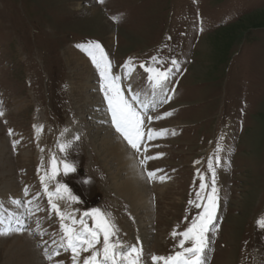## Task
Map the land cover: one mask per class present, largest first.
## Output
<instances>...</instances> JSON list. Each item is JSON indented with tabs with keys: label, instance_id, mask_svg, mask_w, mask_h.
<instances>
[{
	"label": "rangeland",
	"instance_id": "374dc122",
	"mask_svg": "<svg viewBox=\"0 0 264 264\" xmlns=\"http://www.w3.org/2000/svg\"><path fill=\"white\" fill-rule=\"evenodd\" d=\"M90 41L108 53L125 95L138 92L148 105L153 119L145 133L167 130L153 140L145 135L140 153L129 146L147 184L148 206L123 193L125 169L102 146L110 114L97 90L98 73L76 47ZM173 58L179 71L153 95L139 65L163 69ZM0 102V190L13 185L25 222L22 232L0 236V264H71L70 251L61 249L52 261L44 255L61 236L40 183L53 155L60 172L47 181L49 191L59 182L78 198L53 202L77 219L94 208L110 213L122 245L142 248L141 264L177 250L179 237L171 232L185 230L197 213L187 202L199 189L197 173L210 176L212 157L219 227L211 234L208 264H264L258 225L264 220V0H0ZM60 144L71 148L61 152ZM145 156L155 158L141 165ZM62 160L76 171L64 175ZM9 213L0 207V220ZM5 227L18 228L0 223Z\"/></svg>",
	"mask_w": 264,
	"mask_h": 264
},
{
	"label": "snow or ice",
	"instance_id": "6c2138e0",
	"mask_svg": "<svg viewBox=\"0 0 264 264\" xmlns=\"http://www.w3.org/2000/svg\"><path fill=\"white\" fill-rule=\"evenodd\" d=\"M100 2H103V0H100ZM112 19L116 20L118 17H113ZM76 47L85 52L90 58L91 64L98 73L97 90L102 94L103 101L106 102L107 111L110 114V124L131 149L135 150L136 153H140L145 135L148 140H153L167 133V130L155 132L152 129H148L147 134L145 133L146 121L153 119V117L147 115L146 109L148 105L140 99V93L138 92H133L130 97L125 95V89L122 88V76L113 73V66L109 60L108 53L105 52L99 42L90 41L85 44H77ZM131 59L129 58V61L125 62L126 67L131 63ZM158 62L157 56L151 57L153 65ZM171 65L172 67L163 69L146 66L144 63L139 65L147 73V82L153 95H155L157 89L163 93L168 87V81L173 70L179 71V61L177 59H171ZM171 91H174V89ZM170 99V96H165V102ZM140 105H143V108ZM3 114L2 102H0V116H3ZM172 115V112L164 113L165 117ZM155 118L161 119L162 117L157 116ZM9 132L11 134V130ZM76 139L78 140L79 137ZM58 147L61 152H64L71 148V144H60ZM220 151L221 147L217 143L215 152L218 154ZM154 158L145 156L140 163L144 165L146 160ZM220 161L221 158L216 155L215 163ZM59 163L62 164L64 175L76 171L71 163L63 160ZM41 165H43V160H41ZM50 165V171L41 175L40 183L43 194L48 198L50 209L59 217L61 236L58 247L45 250V258L52 261L54 257L60 255V250L62 249L65 253L71 252V264H141L142 248L136 245H122L118 237L119 229L110 218V213L94 208L90 211H84L80 218L77 219L75 216L61 211L58 204L53 202L54 197L64 198L70 202H78V198L71 193L66 184L59 182L56 184L55 192L49 191L47 181L56 180L60 172L55 155L52 156ZM207 173L210 174L207 179L205 174L197 173L200 180L199 189L195 192L194 199H189L187 202L189 206H194L198 210L197 213L191 218L190 224L185 230L177 232L174 229L171 232V236L174 239L179 237L175 245L177 250L166 257L151 255L152 264H160V262L162 264H207V252L211 242V234L219 227L217 224V211L220 197L216 182V169L212 157L207 160ZM147 177L152 179L155 177V173L149 171L147 172ZM159 179L163 182L165 177L160 176ZM23 193L27 196L28 189L25 188ZM14 203L19 205L21 201L15 200ZM28 203L31 204V201H28ZM29 211L31 212V209ZM89 220L92 221L91 226L88 223ZM65 221H69V223H65ZM2 222L0 220V223ZM258 225L264 228V220L258 221ZM22 231V227H5L0 229V236ZM54 243L57 242L54 241ZM186 244L190 246H186ZM81 253H90V255L81 258ZM59 264H63V262H59Z\"/></svg>",
	"mask_w": 264,
	"mask_h": 264
},
{
	"label": "bare ground",
	"instance_id": "6f19581e",
	"mask_svg": "<svg viewBox=\"0 0 264 264\" xmlns=\"http://www.w3.org/2000/svg\"><path fill=\"white\" fill-rule=\"evenodd\" d=\"M77 50L82 55L81 58L86 61L87 54L85 52H82L79 48H77ZM106 117L109 118L110 116L107 114ZM108 124L109 132L106 133L102 146L106 148L107 154L111 155L113 158L115 157L116 161L120 163L125 169L127 178L123 183V193L129 199L132 198L133 202L137 206H148V203H145V199L148 198V188L147 184L145 185V181L143 180V175L140 166L136 162V156L134 155V152L129 148V146L125 143V141L120 137V135H117L113 132V126L109 122ZM145 139H147V137ZM3 145V142L0 141V146ZM9 172L11 171L9 170ZM11 186L13 185L7 184L0 190V207L6 208V210H9L11 213V217L6 219V222L2 223L3 225L12 224L21 227L25 224V222L22 220V202L19 205L14 203L15 200H19V196H17L14 191L11 190ZM29 238L30 237H26V239H28L27 243L29 244L30 249L26 250L32 253L34 249L32 248L30 242L31 240H29Z\"/></svg>",
	"mask_w": 264,
	"mask_h": 264
}]
</instances>
